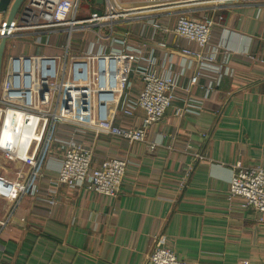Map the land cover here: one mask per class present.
Wrapping results in <instances>:
<instances>
[{
	"label": "crops",
	"instance_id": "1",
	"mask_svg": "<svg viewBox=\"0 0 264 264\" xmlns=\"http://www.w3.org/2000/svg\"><path fill=\"white\" fill-rule=\"evenodd\" d=\"M221 14L209 46L218 47V59L228 48L226 73L202 66L190 91L200 106L179 111L188 93L177 88L145 142L95 136L82 125L84 114L75 117L76 123H54L52 138L73 135L91 146L93 165L113 156L129 160L117 196L51 182L61 161L57 142L42 155L32 180L31 166L20 161L12 162L19 169L17 178L0 175L18 184L13 197L0 195V220L6 221L0 230V264H150L148 253L159 236H165L177 257L193 264H264V222L258 212L242 207L241 197L228 194L237 161L264 168V4L238 3ZM6 16L0 12V26ZM167 44L173 69L189 68L181 79L184 87L195 60L179 54L186 45L182 38L170 35ZM45 48L17 38L8 39L5 50L8 57L12 49L17 51L13 55L55 53ZM146 65L145 58L129 64V97L138 93V71ZM218 78L203 99L208 81ZM142 114L136 109L132 118H124L115 112L113 120L137 125Z\"/></svg>",
	"mask_w": 264,
	"mask_h": 264
},
{
	"label": "built area",
	"instance_id": "2",
	"mask_svg": "<svg viewBox=\"0 0 264 264\" xmlns=\"http://www.w3.org/2000/svg\"><path fill=\"white\" fill-rule=\"evenodd\" d=\"M82 2L88 8L82 7ZM238 3L261 5L264 0H24L7 29L6 41L28 39L60 52L7 58L0 79V153L7 160L31 166L32 180L40 170L42 155L51 142H57L61 161L51 182L117 196L129 160L113 156L93 165L91 146L73 135L52 138L54 123H76L75 117L84 114L82 125L95 136L145 142L149 128L172 105L177 88L188 93L179 111L200 106L202 101L190 91L198 83L202 66H217L219 74L226 73L228 48L218 59V47H210L209 42L213 26L222 22L221 9ZM2 33L0 28V36ZM75 34L80 37L72 41ZM170 35L186 42L179 54L195 60L184 87L180 86L181 79L189 68L182 65L173 69L172 53L167 50ZM133 39L141 43L133 45ZM145 45L148 49L143 56ZM142 58L147 65L138 71L141 86L129 97L131 83L125 74L130 63ZM218 80L208 81L203 99ZM98 93L110 96L98 100ZM136 109L143 112L137 125L114 123L115 112L132 118ZM154 147L149 144L150 149ZM233 167L229 197H241L242 207L258 212L257 219L264 222V168L244 167L239 161ZM3 186L9 193L2 191ZM16 189L18 184L0 176L1 196L13 197ZM19 190L23 193L25 186L20 185ZM5 225L6 221L0 220V230ZM148 262L193 264L177 257L165 236L157 238Z\"/></svg>",
	"mask_w": 264,
	"mask_h": 264
},
{
	"label": "water",
	"instance_id": "3",
	"mask_svg": "<svg viewBox=\"0 0 264 264\" xmlns=\"http://www.w3.org/2000/svg\"><path fill=\"white\" fill-rule=\"evenodd\" d=\"M24 0H0V12H7V16L5 19V22L0 28L3 30V33L0 36V79L2 75V60L4 56V51L6 47V35H7V29L10 27L12 21L16 17V14L22 5ZM101 1V0H97ZM113 84V83H112ZM110 94L109 93H103L99 94L100 98L108 97L109 98ZM103 104H100L99 108H103Z\"/></svg>",
	"mask_w": 264,
	"mask_h": 264
},
{
	"label": "rangeland",
	"instance_id": "4",
	"mask_svg": "<svg viewBox=\"0 0 264 264\" xmlns=\"http://www.w3.org/2000/svg\"><path fill=\"white\" fill-rule=\"evenodd\" d=\"M81 6L82 7H85V8H88V6L82 2L81 3ZM80 36L78 34H75L73 36V39L72 41H76ZM7 49V48H6ZM16 49H18V47H16ZM46 49V48H45ZM53 52H60V50L58 48H50ZM17 53V51L15 49H12L11 50V55ZM7 50L4 51V56H3V60H2V70L4 68V66L6 65V62H7V58H8V55H7ZM12 162L11 160H7L4 155L2 153H0V175H8V176H12L14 178H17L18 177V171L19 169H15L12 167ZM25 167L28 168V165H24ZM21 179V178H19Z\"/></svg>",
	"mask_w": 264,
	"mask_h": 264
},
{
	"label": "bare ground",
	"instance_id": "5",
	"mask_svg": "<svg viewBox=\"0 0 264 264\" xmlns=\"http://www.w3.org/2000/svg\"><path fill=\"white\" fill-rule=\"evenodd\" d=\"M4 188H2V191L4 192V193H9V189L7 188V187H5V186H3ZM11 193H12V191H11Z\"/></svg>",
	"mask_w": 264,
	"mask_h": 264
}]
</instances>
